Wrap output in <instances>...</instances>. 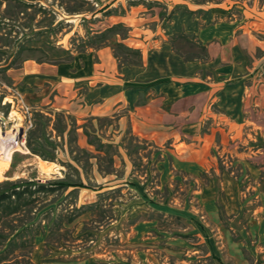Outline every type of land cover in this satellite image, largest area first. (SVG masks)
Returning <instances> with one entry per match:
<instances>
[{
	"label": "rangeland",
	"instance_id": "obj_1",
	"mask_svg": "<svg viewBox=\"0 0 264 264\" xmlns=\"http://www.w3.org/2000/svg\"><path fill=\"white\" fill-rule=\"evenodd\" d=\"M23 1L27 5L39 4L46 13L33 16L34 9L26 8V12L14 17L13 5L0 0V32L4 36L0 37V58L14 54V49L3 47L9 37H18L24 45L39 49L15 55L13 69L20 68L27 59L62 64L71 55L108 46L114 34L118 39L127 38L128 25H142L156 14L164 25L170 20L167 8L151 0ZM188 1L221 3L231 8L247 5L264 8V0ZM232 12L240 16V10ZM147 13L148 20H133ZM51 17L54 24L47 26ZM37 22L46 27L41 34L32 36ZM111 26L113 30L102 32ZM100 32L105 36L100 38ZM171 39L173 50L184 58L205 57V49L193 37L181 35ZM130 51L122 43L113 47L119 66L137 63ZM9 73L0 72L2 105H8L7 116L0 114V138L6 133H16L18 148L9 145L5 151L0 149V183L19 179L41 183L81 181L90 189L69 188L45 201L22 207L14 216L3 215L0 258L7 264H264V105L252 108L249 113L254 122L249 155V143L231 139L223 154L222 146L216 147L220 134L214 131L212 162L221 173L204 170L200 166L201 157L194 164L176 165L170 153L135 136L123 108L95 120L69 116L72 132L69 136L64 133L63 141L50 126H43L38 136L50 145L44 151L56 157V161L47 162L27 149L26 133L34 127L28 128V117L17 107L13 95L16 91L20 93L31 108L32 126L39 113L50 114L54 122L61 113L48 108L49 101L54 102L56 94H65L68 100L73 90L71 86L63 89L38 80L28 84L24 79L16 84ZM41 92H45L44 101L40 99ZM78 128L81 131L77 132ZM202 130L206 131V126ZM69 138L92 156L96 152L88 145L90 139L99 138L102 143L114 145L118 154L113 159V174L101 177L96 160H88L74 145H67ZM8 152L9 162L4 161ZM70 152L80 162H72ZM6 163L8 168L4 166ZM102 169H108L105 161ZM122 184V188L117 187ZM98 186L115 188L106 190L99 198ZM95 203L99 208H89ZM32 217L35 220L30 223H35L36 230L32 228L20 235L12 232ZM70 217L75 219L69 224Z\"/></svg>",
	"mask_w": 264,
	"mask_h": 264
},
{
	"label": "crops",
	"instance_id": "obj_2",
	"mask_svg": "<svg viewBox=\"0 0 264 264\" xmlns=\"http://www.w3.org/2000/svg\"><path fill=\"white\" fill-rule=\"evenodd\" d=\"M151 1L167 8V24L156 14L142 25H128L127 38L118 39L114 34L108 46L71 55L56 65L27 59L20 68L8 72L16 84L25 79L28 84L38 80L63 89L71 86L70 99L56 94L54 102L48 103V108L60 112L67 122L69 116L95 120L123 108L135 136L170 153L176 165L194 164L201 157L204 170L221 173L212 162L214 131L220 134L216 147L222 146L223 154L231 139L249 143V155L254 134L249 113L264 105V8ZM233 9L240 10V16ZM149 17L147 13L133 20ZM181 35L193 37L205 49V57L190 59L176 53L171 37ZM119 43L137 51L140 60L119 66L113 54ZM44 95L40 93L41 101ZM45 116L51 118L50 114ZM117 154L115 151L114 157ZM113 171L114 163L108 175ZM114 188L102 187L96 193Z\"/></svg>",
	"mask_w": 264,
	"mask_h": 264
},
{
	"label": "trees",
	"instance_id": "obj_3",
	"mask_svg": "<svg viewBox=\"0 0 264 264\" xmlns=\"http://www.w3.org/2000/svg\"><path fill=\"white\" fill-rule=\"evenodd\" d=\"M6 2H9L13 5V10L11 13V16L17 17L19 14H22L23 12H26V8H33L34 13L33 16H35L36 13H46V10L36 3V5L29 4L27 5L25 1L23 0H3ZM24 9V11H22ZM54 24V19L51 17L50 22L47 24V26H52ZM34 29L31 30L32 36H37L41 34L46 26H40V22H37L34 25ZM111 30H113V27L104 31V33H108ZM108 31V32H107ZM101 33L99 35L100 38L104 37L105 34ZM15 36H18L16 33ZM0 37L3 39V34L0 32ZM25 38V37H24ZM10 41L3 45L4 48L14 49V54L10 56H6V58L1 59L0 58V72L5 73L7 70L11 69L14 66V62L16 60L15 55H20L24 53L25 51H31V50H39L35 49L33 46H26L23 43V40H20L18 37L8 38ZM132 54L135 55L137 60H140V55L137 51H130ZM4 55H6V52H3ZM41 62V61H39ZM138 62V61H137ZM4 96L0 94V114L4 117L7 116L8 113V105H2ZM36 123L32 125L34 129H29L26 133V147L29 150V152L35 156L40 157L44 161L54 162L56 161V157L53 155V153L45 152L44 148H50V145H48L45 140H42L41 137L38 136V133L42 130V127L45 126L51 127L52 131L57 134V137H61V140L63 141V134L66 132V135L71 134V125L67 122V118L63 115L56 116L55 121L52 123L51 126V118L42 114L35 115ZM88 137L91 138V135H88ZM95 140H91L88 142V144L92 147H94L96 156L90 155V153H87L79 149L76 145V141L74 139L69 138L67 140V145L72 147L74 145V148L78 151L79 154L82 156L85 155V157L89 160L90 158H94L97 162L98 172L100 175H108L112 172V165H113V157L115 155L114 146L112 144H103L100 142L98 138H94ZM55 150V147L54 149ZM69 157L72 162L78 163L80 162L79 158L71 157L72 152L69 153ZM131 155V154H129ZM87 160V162H88ZM105 161L108 165L107 170L102 169V163ZM62 165L66 167H71L69 163H62ZM109 168H111L109 170ZM69 188H82V189H90V187L83 185L81 181L78 183H71V182H65V181H45L44 183H41L40 181H28V182H22L20 179L16 181H7L4 183H0V223H1V217L3 215L6 216H14L16 215L19 210L22 207L31 206L35 204L36 202L45 201L49 196H56L59 195ZM102 187H99L96 189V191L101 190ZM103 193L98 194V197H102ZM89 208H99V205L97 203L89 205ZM79 213V212H78ZM79 215H81L79 213ZM34 216V215H33ZM74 217H70L67 220V223H71L74 221ZM33 220H35L34 217L30 219L28 222H24L23 225L20 227H14L12 229V232H16L17 235L27 233L30 229L35 228V223H30ZM39 231H36L35 235H38ZM23 244V243H22ZM0 264H7L5 259L0 258Z\"/></svg>",
	"mask_w": 264,
	"mask_h": 264
},
{
	"label": "bare ground",
	"instance_id": "obj_4",
	"mask_svg": "<svg viewBox=\"0 0 264 264\" xmlns=\"http://www.w3.org/2000/svg\"><path fill=\"white\" fill-rule=\"evenodd\" d=\"M17 143H18V141H17V134L16 133H13V132L9 133V134L6 133L4 138L3 137L0 138V149L5 151L8 149L9 145H13V147H14L13 149H16V147L18 146V145H16ZM10 152H8L9 154L5 153L7 157L5 158L4 161L9 162L11 160V155H10L11 153ZM4 166H5V168H8L7 163L4 164ZM0 173H1V171H0Z\"/></svg>",
	"mask_w": 264,
	"mask_h": 264
},
{
	"label": "built area",
	"instance_id": "obj_5",
	"mask_svg": "<svg viewBox=\"0 0 264 264\" xmlns=\"http://www.w3.org/2000/svg\"><path fill=\"white\" fill-rule=\"evenodd\" d=\"M13 97H14V99L16 101L17 107H19L21 109V111L23 112L24 116L26 115L28 117V128L31 127V123H30V120H29L30 108L25 104L22 95L20 93H18L17 91L14 93Z\"/></svg>",
	"mask_w": 264,
	"mask_h": 264
}]
</instances>
